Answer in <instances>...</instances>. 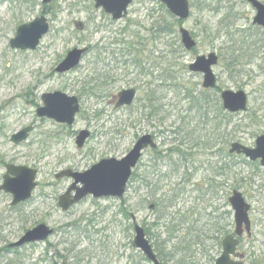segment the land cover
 Instances as JSON below:
<instances>
[{
	"label": "rangeland",
	"instance_id": "rangeland-1",
	"mask_svg": "<svg viewBox=\"0 0 264 264\" xmlns=\"http://www.w3.org/2000/svg\"><path fill=\"white\" fill-rule=\"evenodd\" d=\"M189 1L191 16L176 28L180 43L184 28L197 46L184 49L177 60L169 53V64L178 63L170 73L175 80L164 73L170 39L151 42L153 21L162 15L157 0H133L121 21L97 9L94 0H56L47 6L41 0H0V182L5 165L38 172L37 188L26 203L13 207L12 197L0 194L4 264L14 255L3 250L40 224L54 234L44 242L8 248L19 251L13 264H49L56 253L64 257L58 264H152L134 246L135 224L145 229L163 264H214L223 239L235 231L233 191L251 207V235L240 239L236 261L264 264V167L229 153L232 143L254 147L264 135V29L252 24L255 10L247 0ZM41 16L50 30L39 47L12 49L18 27ZM138 38L148 53L144 60L142 49L141 67L134 57L140 46L128 49ZM85 47L90 52L78 68L56 72L69 51ZM211 53L218 56L216 87L249 96L246 112L222 118L229 124L219 134L231 133L234 140L220 134L216 141V123L200 122L199 111L186 99L185 88L203 89V76L190 72L189 65ZM130 88L138 91L136 102L115 109L117 94ZM148 89L154 92V109L145 101ZM54 92L78 98L80 111L72 126L37 115L42 96ZM27 127L34 131L15 145L11 137ZM83 130L91 136L79 149L76 138ZM144 135H152L158 146L143 153L135 169L138 178L132 182V176L122 200L90 196L68 212L61 210L59 197L74 181L57 174L83 173L102 160H120ZM169 225L168 231L188 243L190 258L172 256L176 241L168 236Z\"/></svg>",
	"mask_w": 264,
	"mask_h": 264
},
{
	"label": "water",
	"instance_id": "water-1",
	"mask_svg": "<svg viewBox=\"0 0 264 264\" xmlns=\"http://www.w3.org/2000/svg\"><path fill=\"white\" fill-rule=\"evenodd\" d=\"M54 1L56 0H41L44 6ZM94 2L97 9H103L106 14L112 17L113 21H119L128 15V8L133 0H94ZM159 2L165 5L169 12L178 19L187 20L191 15L189 0H159ZM247 2L256 11L252 24L264 28V4L259 0H247ZM49 30L50 24L47 18L41 16L29 24L19 26L15 38L10 41V46L12 49L36 50ZM179 34L186 51L190 52L197 46V42L189 31L181 28ZM88 51L87 47L83 49L75 48L69 51L65 59L56 68V72L66 74L75 70L80 66ZM217 64L218 56L211 53L207 56L197 57L189 65V70L203 76L204 89L213 90L217 86V78L214 72ZM135 98V89L121 91L118 94L116 109L131 106ZM220 98L223 109L228 113L236 114L248 110L249 97L243 90L237 92L224 90L220 93ZM42 102L43 107L37 110V115L40 118H48L67 126H72L75 123L76 116L80 111L77 97H69L62 92H54L44 94ZM33 130V127L24 128L14 134L11 141L15 145H19L29 138ZM90 136L89 131H81L76 139L77 147L82 149ZM157 146L152 135H144L136 142L133 149L120 160L115 158L102 160L83 173L67 169L57 174V179L67 177L72 178L74 181L67 192L60 196L58 206L63 212H68L73 206L90 196L94 199L114 198L122 200L127 193L133 172L143 158V153L148 149H156ZM229 152L230 154L244 155L252 162L260 160L261 165L264 167V135L256 139L254 148L236 142L231 145ZM37 174V170L25 166L6 165V174L3 183H0V193L4 192L12 196L11 205L13 207L29 201L37 188ZM79 184L81 187H78ZM229 202L235 212V233L224 238L222 242L223 252L215 264H243L233 260L232 257H237L236 251L240 243L239 238L243 236L245 231L248 235L251 234L250 205L246 203L243 195L238 191L233 192ZM132 220L133 222L136 221L134 216H132ZM134 231V246L141 251L150 263L163 264L147 238L145 229L135 224ZM53 234V229L45 224H40L26 232L18 242L11 244L9 248H20L28 244L44 242Z\"/></svg>",
	"mask_w": 264,
	"mask_h": 264
},
{
	"label": "trees",
	"instance_id": "trees-1",
	"mask_svg": "<svg viewBox=\"0 0 264 264\" xmlns=\"http://www.w3.org/2000/svg\"><path fill=\"white\" fill-rule=\"evenodd\" d=\"M160 11L162 13L160 18H156L153 21V31L151 33L153 38L151 39V42L153 43V42H157L158 40H165L166 38L170 39V41H168V45H167L168 46V52H167L168 56L167 57L169 58V61H168L167 68L164 69V73H166L167 75L169 74L167 76V79L171 78V79L176 80L175 76L171 75V74L174 73L173 68H175L178 65V63L176 62L174 65H170L169 63H172L171 62L172 59L170 57L173 56L175 58V60H177L178 56H176V55L184 52V48H183L182 44L180 43V40L178 39V31L176 28V26L181 25L183 23V21L176 19L166 9V7L163 4H160ZM141 41H144V40H141ZM137 42H139V38L135 43L137 44ZM142 46H143L142 49L144 52V58L143 59L145 60V56H147L148 53H146V46H144V44ZM133 48L137 49L136 46H134ZM170 52H171L172 56H170V54H169ZM134 57L136 58L135 59L136 64H138L139 66H143L141 64L143 59L139 58L140 55L137 56V54H135ZM139 59L141 60V62L139 61ZM161 59H165V57L161 56ZM184 91H186V99H191L192 103L194 104V108H196L199 111L200 122L203 121V123H205V125H207V122L210 123V121H213L214 123H216L215 125H213L214 131H215V133L213 134L214 137L215 136L219 137L220 134H223V137H226L227 139L232 138L234 140L236 138L235 136H232L231 133L224 136V134L226 133L225 131H224V133L219 134V132L222 129V126L229 124V123H225V121H223V119L227 120V119H229V117L234 116V115H231V114L225 112V110L223 109V107L221 105L220 96H219V94L221 93L222 90L219 87H217L213 91L202 89L201 91L197 92L196 89H188V88H185ZM146 92H147V95H146L147 97H146L145 101L148 102V104H150V106L153 107V109H154V107H155L154 106V102H155L154 92L151 89H148ZM151 116H153V115H151ZM211 116L213 117V120L210 118ZM162 120H164V119H161V121ZM217 137H215V139ZM218 139L219 138H217L216 141ZM181 145H184V142H181ZM209 145H210L209 143L206 144V146H209ZM158 157H160V155H158ZM135 178L136 179L138 178L136 171L133 174L132 182L135 180ZM144 180H146V179L144 178ZM146 183H147V181H146ZM147 186H150V184L147 183ZM153 191H154V189H152V192H151L152 196H154ZM158 221H160V220L158 219ZM169 228H170V225L167 227V233L170 234L168 236H170L171 239L176 241L174 243V246L172 247V249H173L172 250L173 251L172 256L175 258L178 255H182V257L188 256L190 258L189 253H191V248L188 247V243L185 242V239L182 240L178 236L172 234L173 231H171V232L168 231V230H170ZM220 229L221 228H217L216 231H218V230L220 231ZM175 231L176 230L174 229V233H176ZM218 245L221 246V242H219ZM3 251L14 255L13 260L8 259L6 264H13V262L18 258V256H17V254L19 252L18 249L8 250V248H5ZM194 254L195 253H193L191 255H194ZM60 260L63 261L64 257L62 255H59L56 253L55 257L50 259L49 264H58V262ZM0 264H4L3 261L1 260V257H0Z\"/></svg>",
	"mask_w": 264,
	"mask_h": 264
},
{
	"label": "flooded vegetation",
	"instance_id": "flooded-vegetation-1",
	"mask_svg": "<svg viewBox=\"0 0 264 264\" xmlns=\"http://www.w3.org/2000/svg\"><path fill=\"white\" fill-rule=\"evenodd\" d=\"M152 31H153V30L150 29L149 32L152 33ZM134 46H140V48H138V49H141V51H137V56L140 55L139 58L142 59V58H141V53H142V43H141V40H139V42H137V44H135V45L132 44V45L130 46V48H128V49H130V50H129L130 53L133 51V47H134ZM114 55H115V54H114ZM132 55H133V54H132ZM41 99H42V98H41ZM39 108H40V107H39ZM39 108H38V109H39ZM77 136H78V134H77ZM255 163H259V164H260V161H257V162H255ZM260 165H261V164H260ZM5 166H6V165H5ZM5 174H6V173H5ZM4 176H5V175H4ZM4 176H3V179H4ZM2 181H3V180H2ZM212 188H213V187H212ZM214 189H215V188H214ZM216 190H217V189H216ZM0 194H1V193H0ZM21 205H22V204H21ZM11 206H12V205H11ZM238 255H239V254H237V257H238ZM238 258H239V257H238ZM235 259H236V258H235Z\"/></svg>",
	"mask_w": 264,
	"mask_h": 264
}]
</instances>
